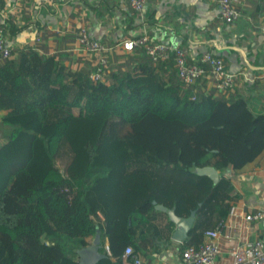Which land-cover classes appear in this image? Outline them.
<instances>
[{
  "label": "trees",
  "instance_id": "1",
  "mask_svg": "<svg viewBox=\"0 0 264 264\" xmlns=\"http://www.w3.org/2000/svg\"><path fill=\"white\" fill-rule=\"evenodd\" d=\"M252 3L264 15V0ZM7 22L8 36L19 32ZM108 49L79 50L66 65L14 47L0 65V264H78L97 234L99 264H122L129 246L152 258L175 228L158 205L196 213L180 252L198 247L240 197L234 174L264 151V72L230 92L209 74L186 88L172 60L155 62L144 46ZM102 57L103 80L93 81ZM120 125L131 133L119 136ZM205 166L217 183L194 172Z\"/></svg>",
  "mask_w": 264,
  "mask_h": 264
},
{
  "label": "crops",
  "instance_id": "2",
  "mask_svg": "<svg viewBox=\"0 0 264 264\" xmlns=\"http://www.w3.org/2000/svg\"><path fill=\"white\" fill-rule=\"evenodd\" d=\"M216 1L147 0L140 19L126 0H0V22L1 15L12 18L20 30L8 36V43L12 48L25 47L32 58L61 55L66 65H70L79 56L75 33L80 27H86L93 39L108 48L120 47L124 40L147 34L153 42L185 47L191 59L206 51L220 53V57L226 59L228 71L254 76L242 54L219 52L216 46L240 47L251 64L259 56L264 57V15L253 16L252 0H242L245 4L241 8L242 18L231 26L222 22ZM38 37L42 45L39 48L36 47ZM220 39L224 42L220 43ZM33 50L38 53L32 54ZM239 84L249 86L253 83L241 80ZM6 114L7 111L0 107V119ZM130 133L129 130L127 135ZM232 178L240 197L227 216V224L238 225L237 232L244 238H263L264 222L246 224L244 219L250 211L264 208V151ZM94 237L85 249H94ZM181 244L172 240L171 247L161 254L152 258L142 256L146 264H183ZM223 245L219 264H225L228 257L230 244L225 241ZM97 250L100 253V246Z\"/></svg>",
  "mask_w": 264,
  "mask_h": 264
},
{
  "label": "built area",
  "instance_id": "3",
  "mask_svg": "<svg viewBox=\"0 0 264 264\" xmlns=\"http://www.w3.org/2000/svg\"><path fill=\"white\" fill-rule=\"evenodd\" d=\"M126 1L132 11L141 19L147 6V0ZM216 4L223 23L232 26L241 20L243 15L241 8L245 7L242 0H217ZM7 18L8 15H4L0 22V65L5 64L13 55L12 47L7 40L9 33ZM75 34L79 50L84 54H102L109 50L105 45L93 39L86 27H80ZM37 40L40 41V37ZM222 42L224 39H220V43ZM140 46L145 47L146 55L155 62L172 60L178 77L186 88L193 87L206 74L210 75L218 90L225 92L232 91L241 80L250 84L256 80L254 76H247L243 73L238 75V73L228 71L224 59L212 51H206L198 58L191 59L188 50L183 46L153 42L147 34L136 39L124 40L120 45L124 52H131ZM108 62L106 57L101 58L97 69L91 75L93 81L103 80V66ZM244 222L246 224L264 222V208L250 211L245 216ZM237 228L238 225L227 224V217L221 220L214 229L205 232L203 244L183 250L181 256L183 264H219L225 241L230 244L227 247L228 257L225 264H264V237L250 240L238 234ZM106 252L111 254L108 246H106ZM122 264H146V260L142 254L129 246L123 253Z\"/></svg>",
  "mask_w": 264,
  "mask_h": 264
},
{
  "label": "water",
  "instance_id": "4",
  "mask_svg": "<svg viewBox=\"0 0 264 264\" xmlns=\"http://www.w3.org/2000/svg\"><path fill=\"white\" fill-rule=\"evenodd\" d=\"M219 52L230 51V52H238L243 55L246 65L254 71L264 70V67H255L253 66L247 58L246 53L240 48L236 46H216ZM194 172L202 176H208L214 183H217L220 180L219 172L213 166H205L200 168H195ZM157 210L166 212L169 216L170 221L174 224L175 229L172 234V240L178 243H184L188 240L190 232L194 226L196 213L193 212L189 218H179L175 210H169L164 206L158 205L156 207ZM94 249H83L79 252V263L78 264H98L99 261L104 257L101 253L98 252L97 247L100 246V236L97 234L94 237L92 242Z\"/></svg>",
  "mask_w": 264,
  "mask_h": 264
},
{
  "label": "rangeland",
  "instance_id": "5",
  "mask_svg": "<svg viewBox=\"0 0 264 264\" xmlns=\"http://www.w3.org/2000/svg\"><path fill=\"white\" fill-rule=\"evenodd\" d=\"M118 134L121 136V137H124V136H126L127 135V133H129V127L128 126H126V125H120L119 127H118ZM4 179L5 177H4V175H0V182H1V179Z\"/></svg>",
  "mask_w": 264,
  "mask_h": 264
},
{
  "label": "snow or ice",
  "instance_id": "6",
  "mask_svg": "<svg viewBox=\"0 0 264 264\" xmlns=\"http://www.w3.org/2000/svg\"><path fill=\"white\" fill-rule=\"evenodd\" d=\"M130 46V45H129Z\"/></svg>",
  "mask_w": 264,
  "mask_h": 264
}]
</instances>
